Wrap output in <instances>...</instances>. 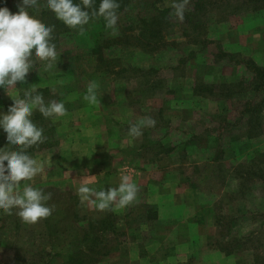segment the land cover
I'll return each mask as SVG.
<instances>
[{"label": "rangeland", "instance_id": "1", "mask_svg": "<svg viewBox=\"0 0 264 264\" xmlns=\"http://www.w3.org/2000/svg\"><path fill=\"white\" fill-rule=\"evenodd\" d=\"M2 1L19 11L20 0ZM197 1L179 19V0H125L114 29L99 17L83 30L67 27L52 41L53 68L36 61L28 84L9 90L19 96L36 84L66 114L33 112L45 139L28 151L42 171L25 183L50 194L52 214L25 224L15 209L0 210V264H67L84 231L99 229L79 187L106 190L123 176L137 185L135 202L156 203L150 218L160 224L144 225L142 243L86 245L93 257L104 254L97 264H264V90L249 67L264 69V9ZM29 11L38 18L43 10ZM93 82L98 100L88 104ZM12 104L0 89V110ZM145 117L155 124L130 136ZM10 146L0 130V148Z\"/></svg>", "mask_w": 264, "mask_h": 264}, {"label": "clouds", "instance_id": "2", "mask_svg": "<svg viewBox=\"0 0 264 264\" xmlns=\"http://www.w3.org/2000/svg\"><path fill=\"white\" fill-rule=\"evenodd\" d=\"M187 2L179 0L173 5L179 19H183ZM37 3L38 0H20L17 13H12L7 7L0 8V89L13 100L6 113L0 110V130L6 134L7 145L15 149L0 148V210L15 209L25 224H36L52 214V208L46 203L50 194L25 183L42 171L41 165L28 152L45 139L43 128L33 122V112L39 111L45 118L66 114L64 102H45L36 84H31L33 86L19 96L9 92L17 85L28 84L26 77L30 71L36 70V61L44 62V70L49 71L57 59L56 45L52 42L54 26L42 24L29 11L35 9ZM93 3L94 0H81L80 3L75 0H45L44 6L72 29L83 30L96 17H103L106 27L114 29L118 22V0H99L96 8L92 7ZM83 99L88 104L97 103L94 82L89 84ZM154 124V119L145 117L130 125L128 134L139 137L144 127ZM78 192L82 200L104 210L113 205L128 206L136 199L138 188L134 182H130L129 177L123 176L116 187L97 191L82 184Z\"/></svg>", "mask_w": 264, "mask_h": 264}, {"label": "crops", "instance_id": "3", "mask_svg": "<svg viewBox=\"0 0 264 264\" xmlns=\"http://www.w3.org/2000/svg\"><path fill=\"white\" fill-rule=\"evenodd\" d=\"M34 117L35 115H33L32 117L33 120ZM30 155H32V152L30 153ZM146 203L147 202L145 201L143 202V204L140 203L138 204V202L133 201L131 204H129L126 207H119L113 205L104 210H99L95 208L94 210L98 212V217H99L96 220V223L97 222L99 223V229H98V224H95L93 227H90V230L92 231L91 235H89L91 231L89 230L84 231L80 240L85 244H83V246H80L78 252H83L85 255H87L86 253H88L89 250L88 251L86 250V245L90 238L99 239L101 242H109V241L115 242L119 237H125L124 240L126 243L130 241V239L138 243L147 241L148 236H147V231L145 233L143 229L144 225L145 227H148L149 220L151 221L150 226H153L155 223L159 225L160 222L159 219L156 220L150 218L152 217V215L154 218L158 216L157 214L158 209L156 203H151V205L153 206H150L149 204ZM151 210H153L155 214H153ZM162 223H164L163 220ZM88 224L92 225L94 224V222ZM138 225H141L140 229H136ZM87 231L89 233H87ZM119 232H122V234L119 235ZM86 234L88 235V238L86 237ZM101 246H103L102 243ZM98 247L100 246L98 245ZM130 254L132 255V253ZM141 255L143 256L142 253L141 254L137 253V257L140 258L142 257ZM144 255L146 256V254ZM71 256L72 255H69V257ZM103 256L104 254H101L99 256V259L102 258Z\"/></svg>", "mask_w": 264, "mask_h": 264}, {"label": "trees", "instance_id": "4", "mask_svg": "<svg viewBox=\"0 0 264 264\" xmlns=\"http://www.w3.org/2000/svg\"><path fill=\"white\" fill-rule=\"evenodd\" d=\"M213 0H198L197 4H200L201 2H210ZM222 1V0H221ZM76 3H80L81 0H75ZM251 5L254 6V8H258L260 7V9H264V0H250ZM118 3L120 5L119 9L120 10L123 6L126 7V2L125 0H118ZM123 3V4H122ZM1 4H4L3 6H8V1L7 0H3ZM45 4V0L43 1H38L37 3V8H41L43 11L39 14V17L37 19H39L41 21L42 24L46 25V26H54V30L52 33V37L53 40H58L60 35H62L61 32L66 31L65 28H67L66 25L63 24V22L59 21L58 19H54L53 22H49L48 21V17L45 15L48 11V9L44 6ZM99 5V0H94V3L92 4L93 8L98 7ZM15 12V11H14ZM165 16H163L164 18ZM52 18V17H51ZM100 19H103V17H99ZM166 21V20H165ZM56 44V43H54ZM92 50H97V52L100 50L99 48L96 49H92ZM249 67L251 68V71L256 74L257 76V90L256 91H260V90H264V69L257 67L256 65L249 64ZM259 107V106H258ZM34 120H38V115H35ZM33 120V122H34ZM7 150H15L13 148V146L8 147ZM29 152V151H28ZM256 177V176H254ZM105 224V223H103ZM88 246H92V245H96L98 247L101 246V241L99 239L96 238H90L88 243ZM92 252H88L86 253L87 255H85L83 252H79V254H75L72 255L71 257H69L67 264L72 263L73 261H77V262H81V264L85 263L87 260H89V264H96L99 262V254H96L94 257L91 255Z\"/></svg>", "mask_w": 264, "mask_h": 264}]
</instances>
